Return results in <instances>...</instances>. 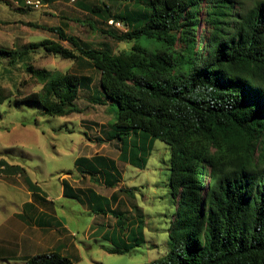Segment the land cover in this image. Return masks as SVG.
<instances>
[{
  "label": "trees",
  "instance_id": "1",
  "mask_svg": "<svg viewBox=\"0 0 264 264\" xmlns=\"http://www.w3.org/2000/svg\"><path fill=\"white\" fill-rule=\"evenodd\" d=\"M130 1L135 10L126 4L118 14L105 1L79 4L102 23L123 24V29L100 30L118 42H132L120 54L107 46L87 48L60 26L28 25L68 42L102 75L91 102L116 108L108 135L121 145L122 162L145 169L155 141L169 147L171 247L146 264H264V0ZM125 28L123 34L113 30ZM43 46L66 60L80 58L48 40L6 54L14 64ZM27 71L42 88L14 98L16 105L36 104L51 117L82 113L77 101L82 88H88L86 78L32 66ZM12 97L0 87V106L11 104ZM75 165L83 174H101L107 188L117 187L122 178L117 162L100 155L78 158ZM67 188L64 195L74 198ZM103 201L107 209L102 205L93 212L112 214L118 225L105 236L118 231L126 237L128 230V240L136 242L109 253L121 255L145 243L143 221L126 225L130 219L109 212L110 204ZM26 264L74 262L57 251Z\"/></svg>",
  "mask_w": 264,
  "mask_h": 264
},
{
  "label": "rangeland",
  "instance_id": "2",
  "mask_svg": "<svg viewBox=\"0 0 264 264\" xmlns=\"http://www.w3.org/2000/svg\"><path fill=\"white\" fill-rule=\"evenodd\" d=\"M102 1L111 7L114 14L124 10L126 4L130 6L129 9L132 12L135 10L133 1L130 0L120 3L110 0H49L45 2L46 7L40 10H30L21 5L20 8L26 14L22 16L16 9L18 6L11 4L9 0H0V28L8 23L5 22L7 20L14 22L24 19L22 24L15 23L13 30L6 26L3 27L4 32L0 31V87L13 94L11 104L6 102L0 106V158L20 165L23 174L19 177L20 181L12 180L17 182L12 188L1 180L17 177L9 173L5 176L0 173V195L3 196L0 197V207L7 210L5 216L7 219L15 208L10 203L7 204L8 199L25 200L22 192L27 187L24 181L26 178L38 183L41 190L50 198H55L62 188L61 176L68 172L76 173L77 158L85 155L89 157L106 155L114 159L119 158L120 161L123 159L120 152L121 145L117 141H110L108 135L109 123L115 117L116 108L110 109L109 106L91 102V94L102 84V75L68 42L60 41L57 35L47 30L31 28L28 25H41L46 29L60 26L68 35L85 42L87 48H106L107 46L114 54L130 50L132 42H118L102 34L100 30L108 29L109 23H102L79 5L85 4L91 7ZM90 24L97 30H93ZM113 30L118 34L127 32V28ZM198 34L200 39H203L202 34L205 35V33L200 30ZM46 40L60 44L80 58L66 60L60 55L49 53L44 46L37 50L33 49L27 56L16 60L14 64L11 62V56L6 54V52L21 50L33 43L39 44ZM29 66L36 70L70 73L86 78L85 86L88 88H82L80 99L77 101L82 113L68 117H51L44 115L36 104L16 105L14 98H23L42 88L36 78L27 71ZM147 159L148 164L145 169L131 164L126 166L124 162H119L123 178L116 190L109 189L103 184L104 187L100 189V182L97 186V190L102 194L120 199L117 209L113 210L115 202L112 207H109V212L113 210L117 215L128 217L130 221H125L126 225L133 220H142L144 223L145 243L130 248L124 254H111L108 250L117 248L126 250L127 246L134 245L136 242L132 239L128 240V230L124 232L126 237L119 235L118 231L115 237L105 236L106 232L113 231V227L118 229L117 219L112 214L101 217L105 224L102 234L99 232V235L89 239L84 233L88 230L91 216L88 213L74 215L69 213L70 210L78 212L80 209L75 200L57 203L60 206L59 211L62 210V205L64 206V214H60L59 218H64L69 226V236L75 234L72 239L77 243L78 249L66 255L74 264H146L164 256L169 251L171 246L168 231L173 214L168 184L169 147L159 140L155 141ZM107 207L105 204L104 208L107 209ZM22 233L26 236L27 232ZM16 237L10 247L19 251L15 255H11L10 252L4 256L0 255V264H26L27 259L23 257L44 255L49 249L48 246L53 245L52 242L43 243L39 246L37 253L36 249L31 247L29 249L32 251H29L25 246V252L22 254L20 233ZM75 257L78 259L76 260Z\"/></svg>",
  "mask_w": 264,
  "mask_h": 264
},
{
  "label": "crops",
  "instance_id": "3",
  "mask_svg": "<svg viewBox=\"0 0 264 264\" xmlns=\"http://www.w3.org/2000/svg\"><path fill=\"white\" fill-rule=\"evenodd\" d=\"M16 9L20 12L22 16L26 15L25 12H23L22 8L16 7ZM5 22H4L5 25L2 26L4 28L6 26H9L13 30V28L15 27V23L22 24L24 23V19L14 22H10L7 20ZM3 27H1L2 29L0 28L1 32H4ZM7 31L9 32L8 29ZM100 156L115 160L117 162V168L121 173L119 169V165H120L119 162L121 161L119 158L114 159L113 157L111 156L109 157L106 155H100ZM82 157L92 158L89 157L88 155ZM124 164H126L127 166L130 163L128 162V160H125ZM21 169L22 167L17 163H13V162L9 163L6 162L5 159L0 158V173L4 174V176L5 174L9 173L17 177V178H10L7 180L6 179L1 180L6 185L7 184L10 185L12 186V188L16 186L17 182H13L12 180L16 181L18 179V181H20L19 177L23 175ZM75 171L76 173L70 172L71 174H65L61 176L60 181L62 188L61 191L58 192L57 197L55 198H50L47 194H45L41 190L38 183L36 182L34 183L29 178H26L24 181L27 187L25 188L24 192H22L21 190L22 195L25 196V200L17 201L13 199H8L7 202V204L10 203V205H13L15 208H17V210L14 208L13 212L10 214L11 216L9 215L7 219V217L5 218L7 210L4 207L3 208L0 207V255L1 256L7 255L9 252L11 253V255H15L16 252L19 251L18 249H13L10 247L12 241L17 239L16 236L18 235V233H20L21 235L20 250L22 254L25 252L24 250L25 246L29 251H32L29 249L31 247L34 248V250L36 249V253H37V250L39 249L40 245H42L43 243H50V242H52L53 245L49 244L51 246H48L49 249L47 250L46 254L58 251L61 255L68 256L69 253L72 254L75 251H77L78 249L77 243L72 239L73 235L75 234L73 233L71 234V236H69L70 233L69 226L66 224L64 218H59L61 216L60 214H64V206L62 205V210L59 211L60 206L57 203L59 202L63 203L64 200H75L80 206L78 212L74 210H70L69 213L73 215L88 213L89 216H91V222L88 226V230L86 233H84L86 238L92 239L97 233L101 232L104 229L105 224L101 218L104 215H97L93 212V210H99L100 208H102V205H105L103 201L104 199L107 200V204H110V207H112V205L116 202L115 207L113 208V210H115L117 209V206L120 203V199H116L115 196L108 197L97 190L98 188L97 186L99 182H100V186H99L100 189H102L104 187L103 185H105V179L101 174L94 176L83 174L76 169V165H75ZM121 174L123 178V173ZM28 182H30V184L33 185V187L29 186ZM64 183L67 184L68 187L67 194H69L70 197H74V198L69 199L64 195V190H65ZM18 184L20 185V183ZM17 188L19 189L18 186ZM109 189L116 190L117 187L109 188ZM36 192L40 196L45 198V200L36 199V196L33 195V193ZM0 197L3 196L0 195ZM94 204H96V206H94ZM79 211L82 212L80 213ZM94 227L96 228L93 230ZM91 230L92 232H90ZM23 231L27 232L26 236L22 233ZM55 239L57 240L54 241ZM23 258L28 259L29 257H23ZM75 259L77 260L78 258L75 257Z\"/></svg>",
  "mask_w": 264,
  "mask_h": 264
},
{
  "label": "built area",
  "instance_id": "4",
  "mask_svg": "<svg viewBox=\"0 0 264 264\" xmlns=\"http://www.w3.org/2000/svg\"><path fill=\"white\" fill-rule=\"evenodd\" d=\"M9 1L11 4H14L18 7H21V5H24L25 8L30 9V10L32 9L40 10L46 7L45 0H9ZM108 23L110 26L123 29V24L121 22L110 20Z\"/></svg>",
  "mask_w": 264,
  "mask_h": 264
}]
</instances>
